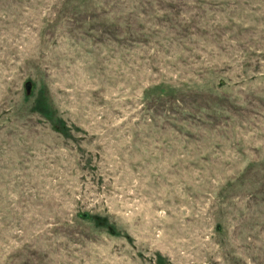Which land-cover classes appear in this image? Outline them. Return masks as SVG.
<instances>
[{
	"label": "rangeland",
	"instance_id": "1",
	"mask_svg": "<svg viewBox=\"0 0 264 264\" xmlns=\"http://www.w3.org/2000/svg\"><path fill=\"white\" fill-rule=\"evenodd\" d=\"M0 264H264V0H0Z\"/></svg>",
	"mask_w": 264,
	"mask_h": 264
},
{
	"label": "water",
	"instance_id": "2",
	"mask_svg": "<svg viewBox=\"0 0 264 264\" xmlns=\"http://www.w3.org/2000/svg\"><path fill=\"white\" fill-rule=\"evenodd\" d=\"M25 90H26V92H27V90H29V84L28 83L25 85Z\"/></svg>",
	"mask_w": 264,
	"mask_h": 264
},
{
	"label": "trees",
	"instance_id": "3",
	"mask_svg": "<svg viewBox=\"0 0 264 264\" xmlns=\"http://www.w3.org/2000/svg\"><path fill=\"white\" fill-rule=\"evenodd\" d=\"M87 217V215H83V218H86Z\"/></svg>",
	"mask_w": 264,
	"mask_h": 264
}]
</instances>
